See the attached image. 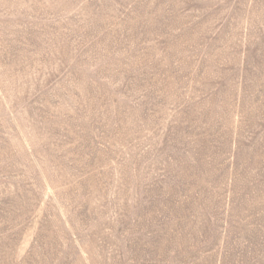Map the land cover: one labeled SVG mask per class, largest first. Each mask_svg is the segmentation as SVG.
<instances>
[{"label": "rangeland", "instance_id": "1", "mask_svg": "<svg viewBox=\"0 0 264 264\" xmlns=\"http://www.w3.org/2000/svg\"><path fill=\"white\" fill-rule=\"evenodd\" d=\"M0 264H264V0H0Z\"/></svg>", "mask_w": 264, "mask_h": 264}]
</instances>
